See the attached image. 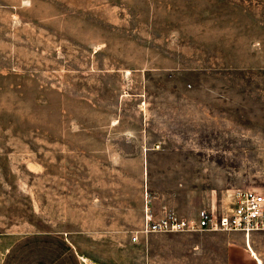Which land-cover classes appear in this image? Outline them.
I'll list each match as a JSON object with an SVG mask.
<instances>
[{
    "label": "rangeland",
    "instance_id": "rangeland-1",
    "mask_svg": "<svg viewBox=\"0 0 264 264\" xmlns=\"http://www.w3.org/2000/svg\"><path fill=\"white\" fill-rule=\"evenodd\" d=\"M263 169L264 0H0V259L121 264L153 202L219 208Z\"/></svg>",
    "mask_w": 264,
    "mask_h": 264
},
{
    "label": "crops",
    "instance_id": "crops-1",
    "mask_svg": "<svg viewBox=\"0 0 264 264\" xmlns=\"http://www.w3.org/2000/svg\"><path fill=\"white\" fill-rule=\"evenodd\" d=\"M221 116L225 114L213 113L210 109L191 117L187 116L186 119L191 121L192 127L188 132L198 136L204 133L206 128L215 127L216 124H211L210 121L217 118L220 120ZM180 118L185 117L180 116ZM194 150H204V147ZM182 166L194 165L183 161ZM186 204V213L189 217H184L186 213L167 198L153 202L149 211L157 217L161 214L162 207H168L180 217L193 219L199 210L205 208L200 207L195 211L194 206L188 205V199ZM141 217L138 220L139 225ZM139 236V239L137 236L138 240L136 239L135 242L131 240L124 246L121 264H264V232L251 233L248 236L242 232L224 231L152 234L145 238L143 235ZM30 243L33 244L31 248L12 245L0 259V264H88V260H84L66 239L46 237L41 246H36L38 241L35 240ZM133 244H137L138 255H131ZM37 250L41 251V254ZM90 264H110V262L104 263L92 259Z\"/></svg>",
    "mask_w": 264,
    "mask_h": 264
},
{
    "label": "built area",
    "instance_id": "built-area-1",
    "mask_svg": "<svg viewBox=\"0 0 264 264\" xmlns=\"http://www.w3.org/2000/svg\"><path fill=\"white\" fill-rule=\"evenodd\" d=\"M264 174V169H263ZM226 203L209 207L186 219L162 208L154 216L146 207L142 215L140 235L188 233L202 231L242 232L245 235L264 232V182L249 189H231L224 193ZM147 204V203H146ZM137 237H134L135 241Z\"/></svg>",
    "mask_w": 264,
    "mask_h": 264
}]
</instances>
